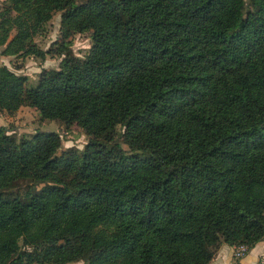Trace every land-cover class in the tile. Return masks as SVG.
Instances as JSON below:
<instances>
[{
    "label": "trees",
    "instance_id": "obj_1",
    "mask_svg": "<svg viewBox=\"0 0 264 264\" xmlns=\"http://www.w3.org/2000/svg\"><path fill=\"white\" fill-rule=\"evenodd\" d=\"M57 12L59 66L29 86L1 65L0 112L89 139L0 125V264H208L264 240V0H5L0 53L52 54L34 38Z\"/></svg>",
    "mask_w": 264,
    "mask_h": 264
},
{
    "label": "rangeland",
    "instance_id": "obj_2",
    "mask_svg": "<svg viewBox=\"0 0 264 264\" xmlns=\"http://www.w3.org/2000/svg\"><path fill=\"white\" fill-rule=\"evenodd\" d=\"M4 2L5 0H0V8L4 5ZM60 20L61 12L55 13L47 23L46 30L34 38L39 48L43 50L52 48V54L46 55L44 59H41L33 55L16 57L5 56L0 53V66L6 65L15 73L26 76L27 85L35 86L40 73L43 70L56 69L63 57L55 52V47L62 41L60 36ZM69 40L71 51L76 56H83L91 45L89 32L75 33ZM0 125L4 126L8 133H13L18 139L29 137L37 130L55 131L61 136L62 150L68 147L82 150L89 139L78 123L74 122L65 125L59 120H43L40 118L39 112L30 106H21L14 112L1 111ZM120 129L118 126V131ZM121 145L127 150L125 144L121 143ZM28 184H32V181L28 179L19 180L14 189L17 190L19 187L23 189ZM233 258L235 257L233 256ZM70 264H83V262L79 261Z\"/></svg>",
    "mask_w": 264,
    "mask_h": 264
},
{
    "label": "crops",
    "instance_id": "obj_3",
    "mask_svg": "<svg viewBox=\"0 0 264 264\" xmlns=\"http://www.w3.org/2000/svg\"><path fill=\"white\" fill-rule=\"evenodd\" d=\"M234 247L228 244L221 245L208 264H264V240L248 249L240 259L233 258Z\"/></svg>",
    "mask_w": 264,
    "mask_h": 264
},
{
    "label": "built area",
    "instance_id": "obj_4",
    "mask_svg": "<svg viewBox=\"0 0 264 264\" xmlns=\"http://www.w3.org/2000/svg\"><path fill=\"white\" fill-rule=\"evenodd\" d=\"M248 251V247L246 245H238L234 247L233 256L238 259L242 258L246 252Z\"/></svg>",
    "mask_w": 264,
    "mask_h": 264
}]
</instances>
